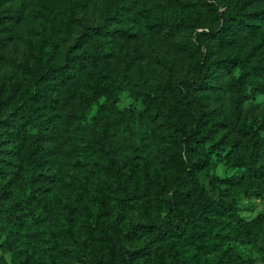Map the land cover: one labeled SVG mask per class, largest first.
<instances>
[{
	"label": "rangeland",
	"instance_id": "374dc122",
	"mask_svg": "<svg viewBox=\"0 0 264 264\" xmlns=\"http://www.w3.org/2000/svg\"><path fill=\"white\" fill-rule=\"evenodd\" d=\"M195 1L158 0L150 16L136 27L138 34L129 38L110 37L119 26L107 18L111 10L104 0L88 1L75 22L63 23L53 44L47 45L45 65L54 61L65 65L75 57H83L84 62L76 79L53 81L50 96L60 114L57 138L48 132L53 109L37 107L25 114L15 100L37 89L39 47L46 36L37 0L0 6V90L14 99L0 116V140L19 135V152L9 158V179L17 191L15 199L25 193L31 197L25 211L29 221L22 231L0 227V264H15L14 255L18 264L27 258L29 264H52L51 252L55 264H153L152 255L127 259L121 243L130 251L151 247L145 226L165 216L156 200L145 193L118 192L109 194L106 208L99 191L87 189L90 179L118 180L134 165L143 176L158 170L178 183L176 155L181 153L187 162L189 155L176 117L195 131L192 98H199L201 109L215 115L207 121L208 136L195 133L203 141L190 153L200 166V183L214 197L222 193L237 198L241 217L254 221L258 233L252 240L219 236V253L264 264V34L249 38V44L215 48L212 59L228 66L216 70L214 88L189 90L184 97L173 98L168 87L174 78L192 73L206 52L195 40L197 32L208 31L197 27L196 18L206 4ZM172 18L188 26L183 34L168 39L163 27ZM103 28L109 32L102 34ZM244 48H251L245 63L237 59ZM81 111L87 116L84 124H97L107 142L77 157L74 125ZM19 115L26 122L24 130L11 124ZM250 154L253 161L247 159ZM72 175L80 179V189L71 186L76 184ZM64 221L67 228L75 227L81 252L63 236L55 237ZM219 227L228 230L222 223L209 231Z\"/></svg>",
	"mask_w": 264,
	"mask_h": 264
},
{
	"label": "trees",
	"instance_id": "16d2710c",
	"mask_svg": "<svg viewBox=\"0 0 264 264\" xmlns=\"http://www.w3.org/2000/svg\"><path fill=\"white\" fill-rule=\"evenodd\" d=\"M14 0H0V6ZM90 0H37V15L41 21L42 29L46 36L41 40L39 47V72L37 74V89L30 95L24 93L15 100L20 104L21 112L30 114L37 107L53 109L49 135L57 138L60 114L54 111L53 99L50 92L53 89V81L56 78L61 80H74L82 74L83 57L69 58L65 65H45V54L48 51L47 45L53 44L54 38L60 32V26L65 23H73L78 18L79 11L88 4ZM110 7L109 20H114L118 28L110 32V37H134L139 30L143 18H148L158 4V0H104ZM194 3L197 1L193 0ZM206 10L199 13L197 27L208 29L199 31L195 35L198 47L204 48L205 53L195 63L192 73L187 72L174 78L173 84L168 87V95L173 98L184 97L189 90H206L214 88L213 76L218 68H225L228 63L215 61L212 54L215 48H231L237 45L249 44V38L262 32L264 34V0H205ZM184 20L169 19L164 28L165 37L175 38L178 34H183L187 29ZM102 34L109 31L101 29ZM251 48H244L239 53L237 59L247 62L251 58ZM94 58V57H93ZM94 60V59H93ZM263 68V67H262ZM13 98L0 90V116L7 111L13 102ZM190 104L194 109L192 133L185 120L181 116L176 117L180 137L189 155V161L180 153L176 155L174 173L175 183L170 178L162 176L160 171L153 170L146 175H141L138 167H130L127 173L118 180L112 177L98 180L95 177L86 181L88 190L94 188L99 191L101 204L106 208L109 204V194L115 193H145L156 200L160 210L165 212V216L156 222L147 223L145 234L149 236L152 245L145 250L130 251L124 243H121V250L127 259H137L146 255H152L153 264H254L250 261L228 253L222 252V241L219 236L229 238H245L247 240L256 239L258 236L255 230L254 221H245L239 213L237 198H230L225 194L217 197L210 195L203 184L200 183V166L192 159L190 153L203 140L197 139L195 133H201L203 137L207 121L214 118V113L201 109L200 99H190ZM13 119L11 124H20V129L26 124L24 117ZM78 122L74 125V146L75 155L82 157L85 152L95 148L101 142L106 143L105 135L100 132L97 124H84L87 116L84 111L78 115ZM8 119V123L10 122ZM10 130V129H9ZM20 131V130H19ZM1 134V133H0ZM18 136L12 134L4 141L0 140V227L6 225L12 230L20 232L27 225L28 221L25 211L31 204V197L28 193L21 194L20 199L13 197L17 193L13 183L10 181L9 158L19 152ZM80 147V148H79ZM79 148V149H78ZM106 150V145H103ZM108 151V150H107ZM247 159L253 161L254 154L247 155ZM70 183L74 188H81L77 176L71 177ZM85 187V189H86ZM225 223L228 230L224 231L219 227L214 233L209 231L212 227ZM63 236L76 252H81L78 239L75 235V227H66L65 221L62 231L57 232V239ZM51 263H56L54 253H50ZM17 256L14 255V262L17 263ZM30 258L21 264H29Z\"/></svg>",
	"mask_w": 264,
	"mask_h": 264
}]
</instances>
